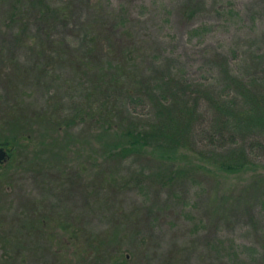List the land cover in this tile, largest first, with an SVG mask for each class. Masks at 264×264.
Masks as SVG:
<instances>
[{
    "label": "rangeland",
    "instance_id": "rangeland-1",
    "mask_svg": "<svg viewBox=\"0 0 264 264\" xmlns=\"http://www.w3.org/2000/svg\"><path fill=\"white\" fill-rule=\"evenodd\" d=\"M93 1L96 11L83 7L68 29L57 31L75 49L87 33L105 40L104 49L107 39L116 48L126 41L143 51L138 62L144 68L155 56L158 62L171 58L196 81L214 78L218 54L228 56L243 78L264 56V0ZM5 16L0 15V139L13 136L10 115L30 119L55 104L72 115L70 106L81 101L70 89L77 85L75 70L66 63L45 67L30 40L19 44L7 35ZM98 53L102 61L108 51ZM82 127L67 134L48 131L47 143L54 145L48 152L39 150L36 137L26 138L24 154L2 162L0 264H264V167L227 175L186 152L178 157V166L186 168L180 175L171 165L159 171L151 158L118 168L100 162L99 143ZM97 171L115 173V193L111 184L94 186ZM33 202L37 213L30 214ZM32 216L34 228L22 227Z\"/></svg>",
    "mask_w": 264,
    "mask_h": 264
},
{
    "label": "trees",
    "instance_id": "trees-1",
    "mask_svg": "<svg viewBox=\"0 0 264 264\" xmlns=\"http://www.w3.org/2000/svg\"><path fill=\"white\" fill-rule=\"evenodd\" d=\"M0 3L6 5L0 7V15H6L5 26L11 29L7 35L19 44L30 40L35 45V57L40 63L46 62L45 67L70 65L75 70L74 82L77 81V85L70 84V89L81 98L70 106L72 115L57 104L34 112L30 119L10 115L14 118L8 131L13 136L0 139V148L7 151L9 161L18 159L28 149L23 141L26 138L31 142L36 137L34 142L39 150L48 152L54 146L47 143L48 131L67 134L69 129L83 126L93 133L90 138L101 147L95 151L100 162H114L118 168L131 160L151 158L161 166L159 171L171 165L177 167L176 175H180L186 168L178 166V157L186 156V152L227 175L256 172L264 167V56L259 58L260 62H254L253 71L243 78L228 56L218 54L217 62L212 63L213 79L191 80L171 58L163 63L155 56L148 63L151 67L144 68L138 62L143 51L133 44L132 49L128 48L126 41L116 48L107 39L108 53L100 61L98 52L105 51L100 43L105 40L87 33L75 49L67 37H58L59 27L68 29L78 10L83 7L97 10L93 0H0ZM13 27L18 28L17 32ZM31 30L33 36L28 35ZM51 101L62 100L53 97ZM15 103L16 107L21 105L18 99ZM34 126L38 127L37 136ZM106 137L110 139L108 143ZM71 139L72 145L74 137ZM62 151L65 156L69 148ZM37 153L36 158L40 154ZM60 160L65 161L61 157ZM93 162H97L96 158ZM1 166L2 163L0 169ZM97 172L99 179L94 186L101 189L104 183L108 187L111 184V192L115 193L116 184L112 185L117 181L115 173L110 172L109 177ZM64 174L62 170L58 175L61 184ZM78 176L82 180L83 173ZM152 178L161 182L160 174ZM121 183L129 186L126 180ZM33 204L27 209L30 214L37 213ZM34 223L32 216L29 224L22 227L34 228ZM36 224L43 227L44 220L37 216Z\"/></svg>",
    "mask_w": 264,
    "mask_h": 264
},
{
    "label": "water",
    "instance_id": "water-1",
    "mask_svg": "<svg viewBox=\"0 0 264 264\" xmlns=\"http://www.w3.org/2000/svg\"><path fill=\"white\" fill-rule=\"evenodd\" d=\"M7 156H8V154H7L6 150H4L3 148H0V163L4 162L5 159H7Z\"/></svg>",
    "mask_w": 264,
    "mask_h": 264
}]
</instances>
